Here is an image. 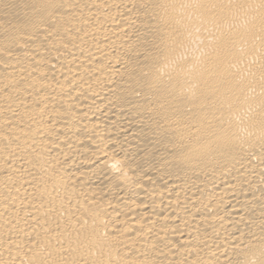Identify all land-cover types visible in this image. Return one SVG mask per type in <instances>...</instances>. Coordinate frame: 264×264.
<instances>
[{
  "label": "bare ground",
  "instance_id": "obj_1",
  "mask_svg": "<svg viewBox=\"0 0 264 264\" xmlns=\"http://www.w3.org/2000/svg\"><path fill=\"white\" fill-rule=\"evenodd\" d=\"M0 264H264V0H0Z\"/></svg>",
  "mask_w": 264,
  "mask_h": 264
}]
</instances>
